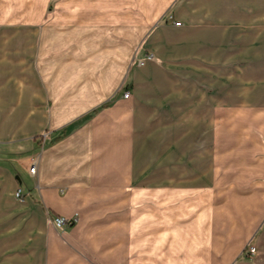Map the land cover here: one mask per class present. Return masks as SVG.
<instances>
[{
  "label": "crops",
  "instance_id": "obj_1",
  "mask_svg": "<svg viewBox=\"0 0 264 264\" xmlns=\"http://www.w3.org/2000/svg\"><path fill=\"white\" fill-rule=\"evenodd\" d=\"M66 1L71 7L24 52L28 72L0 84V117H8L0 125V240L8 238V264H264V157L221 172L224 158L209 157L208 98L201 109L186 103L192 73L206 97L210 81L194 72L197 64L178 61L208 63L216 55L217 67L234 65L241 21L264 35V0H184L176 9L178 0H145L141 20L173 15L181 20L172 23H182L142 32L146 48L138 44L133 53L159 61L143 65L129 60L128 37L114 47L113 23L123 15L112 0L100 38L97 9L81 12L80 0ZM61 22L75 23L62 31ZM195 26L200 33L190 35ZM61 33L62 44L50 43ZM122 83L128 98L118 92ZM66 126L68 135L50 143ZM59 215L78 221L58 227ZM250 242L258 250L252 260Z\"/></svg>",
  "mask_w": 264,
  "mask_h": 264
},
{
  "label": "rangeland",
  "instance_id": "obj_2",
  "mask_svg": "<svg viewBox=\"0 0 264 264\" xmlns=\"http://www.w3.org/2000/svg\"><path fill=\"white\" fill-rule=\"evenodd\" d=\"M144 1H111L113 12L123 15V19L116 20L113 23L114 47L119 44L120 35L123 38L128 37L129 60L134 55L135 58L132 62L136 64L142 59L157 60L153 55L149 56L151 54L141 53L140 56L136 57V53H133L134 48L138 44L142 48H146V44L143 45L142 39L140 40L142 32L145 31L146 36L148 31L155 27L174 24L172 23V19H170L171 15H166L164 18L162 16L158 21L141 20L138 10L140 12L145 7ZM228 1L231 2L233 0ZM42 2L43 0H0V84L4 82L6 76L13 77L17 75L20 77L28 72L29 67L26 66L27 63L24 61V52L30 48V45L35 46L36 44H40V29L44 26L47 27L48 24L54 25V15L56 13L62 12L64 7H67V9L71 7V5L66 3L71 1L66 0H49L48 2L46 0L45 3ZM61 2H64L65 5H59ZM80 2L81 12H85V9L88 8L97 9L98 16L102 20L97 21L96 35L102 37L104 31L100 25L103 26L105 23L104 13L108 9V0H80ZM183 2L184 0H178L175 9ZM240 2L244 3L248 2V0L238 1V3ZM60 7H62V10L58 9ZM41 12L48 14L43 20H39L38 17ZM172 17L173 20L176 18L177 20H181L173 15ZM74 23L61 22L59 28L62 31H64V28L69 30L73 28ZM189 23L187 22V25ZM141 24H144V30ZM126 27L128 28L127 31ZM191 28L195 29H192L193 32H190V35L194 36L200 33L199 27L195 26ZM33 30L34 32H31ZM256 30L250 22L241 21L239 38H235V41H239L240 43L241 58L234 65L226 62L225 67H217V64L221 65L222 63H217L218 59L215 54L208 63L205 61L201 62L199 56L178 60L183 63L182 65H184V61H187L185 62L186 65L193 67L194 64H197L198 70H194V72L199 73L202 71L204 77H207L210 81L208 85L203 86L206 89L204 92L208 93V97H206L200 88L204 84L203 79L198 74L199 79L196 80L194 78L196 77V73H192V85H186V91L189 93V100L186 103H191V107L194 109L196 106L201 109L206 107V101L204 100L208 98L209 105L207 108H209V117L206 120H208V128L210 130L209 132H205V134L207 135L209 144H211L209 157L215 159L217 157L224 158V161L217 167L220 168L221 172L225 173L236 172L239 167L243 169L247 164L257 162L264 157V35L256 36L258 35L255 34ZM253 33L255 36H253ZM61 36L60 41L52 40L50 43H55L56 41L62 44L64 34L61 33ZM67 36L70 38V42L67 45H74L73 35L68 34ZM54 38L56 37L52 39ZM226 40L232 41L231 38H227ZM113 54L115 59L120 58V53ZM65 56H67L66 60L74 59L72 53L65 54ZM126 85L124 83L119 85L118 92L120 91V94L125 92ZM179 87L184 88L185 85L180 84ZM204 103L205 106L202 105ZM6 121H8V117H0V125H4ZM192 122L194 125L193 142L197 144L193 147V156H198L200 150L197 147L200 146V142H198L200 141V133H196L195 129L200 124V120L197 117H193ZM42 137V135L37 134L35 139H38L39 143H42L44 140ZM177 151L179 154L182 150L178 149ZM26 167L29 168V164L22 165V172H25L24 169ZM7 239L0 240V264H8L5 255L10 251L8 250L9 244ZM249 246L255 245L250 242L247 245V249ZM247 249L245 252L246 256L251 260L255 259L258 250L254 255H250Z\"/></svg>",
  "mask_w": 264,
  "mask_h": 264
},
{
  "label": "built area",
  "instance_id": "obj_3",
  "mask_svg": "<svg viewBox=\"0 0 264 264\" xmlns=\"http://www.w3.org/2000/svg\"><path fill=\"white\" fill-rule=\"evenodd\" d=\"M170 19H172L173 21V17L171 16ZM174 24L176 26H180L181 25V22L179 21H175ZM149 56H152V55H149ZM150 58V57H149ZM146 59H142V60H139V64L143 65L144 62H145ZM123 96L125 98H128L130 96V91L129 90H125V92L123 93ZM36 170V167L35 165L30 169V172L33 173L35 172ZM16 196L18 198H21L23 196V191L21 188H18L17 192H16ZM54 223L56 224V226L58 227H64V226H67V225H72L74 223H76L78 221V218L74 217V218H67L65 216H55L54 217ZM257 249L255 246H249L248 249H247V252L248 254L250 255H254L256 253Z\"/></svg>",
  "mask_w": 264,
  "mask_h": 264
},
{
  "label": "trees",
  "instance_id": "obj_4",
  "mask_svg": "<svg viewBox=\"0 0 264 264\" xmlns=\"http://www.w3.org/2000/svg\"><path fill=\"white\" fill-rule=\"evenodd\" d=\"M106 106H107V105H104V106H102V107H106ZM98 110H99V109H95L92 113H90V114L88 115V117H92L93 114H95ZM68 132H69V127H68V126L64 127V128L61 130V132H60L59 134H57V135H56V136L50 141V143H56V142L60 141L61 139H63L65 136L68 135Z\"/></svg>",
  "mask_w": 264,
  "mask_h": 264
}]
</instances>
